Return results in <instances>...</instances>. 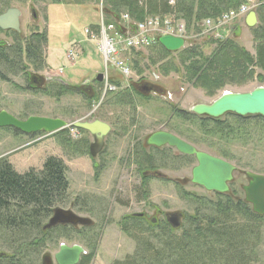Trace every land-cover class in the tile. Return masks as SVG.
<instances>
[{"label":"rangeland","instance_id":"obj_1","mask_svg":"<svg viewBox=\"0 0 264 264\" xmlns=\"http://www.w3.org/2000/svg\"><path fill=\"white\" fill-rule=\"evenodd\" d=\"M105 7V0H0V14L10 8L21 11V32L17 33L20 39L37 33L46 34V37L48 34L46 38L48 40L43 47L45 63L37 72L38 75L51 79L58 74L75 88H83L87 83L97 81L96 78L100 74L104 77L107 75L98 42L85 35V30L91 28L90 24H97L101 19L104 23L107 22L103 14ZM225 11L226 9L221 13ZM125 15L127 12H122V16ZM130 20L131 26L135 24L134 20L131 18ZM182 22L187 26L184 21ZM199 26L203 31L202 20L194 22L191 28L187 26L185 39L187 42L200 45L205 54H210L215 47L211 44L213 39L208 36L198 37ZM258 26L259 19L253 28L237 21L221 31L220 35L224 39H235L250 55L255 56L257 43L253 30ZM15 39L12 33H0L1 43L13 44ZM71 47L77 50L78 59L75 62H69L67 59V52ZM187 48L188 45L185 49ZM182 51L173 53L164 61L172 63L173 67L167 71L169 74L163 71L161 64L150 63L154 47L139 52L134 50L124 52L121 58L128 63L133 72L127 82L135 84L145 81L161 85L167 92L177 90L176 96H173V106L177 107L178 111L181 109L187 112L200 104L210 105L225 93H249L257 88H264V71L254 68L253 78L246 79L241 85H228L209 96L205 90L195 87L189 81L183 57L180 55ZM28 72H33V69ZM5 74L7 80L0 79V112L6 111L19 120L24 121L29 117L38 116L62 119L69 125L81 120L99 119L108 123L114 122L115 119L120 120L117 132L121 136L108 137L105 152L95 159L90 157L89 148L85 155L80 154V151L68 149L70 147L67 146L65 138L77 145L82 140H87L89 147L93 143L90 135L79 134L72 131L71 127L67 129L65 136L60 134L26 136L10 129H0V159L7 158L20 174L31 168L42 169L48 157L62 159L68 168L70 188L69 203L60 208L72 210L79 217L93 221L92 230L83 231L82 234L72 233L68 237H63L61 233L52 234L53 241L47 242L39 254L33 257V264H42V256L46 253L54 256L61 245L70 247L78 245L83 247L87 254L94 253L91 264H112L135 252L134 238L125 232L126 228L123 225L129 223L127 221L133 216L146 213L149 217L170 225L166 222L167 216L180 214L182 229L178 234H181L182 230L189 226L187 216L199 214L201 217V214L206 212L207 201L219 199L216 194L207 193L192 184L187 185L184 181L191 178V170L197 165L194 158H189L190 161L183 163H172L168 159L165 164L159 165L162 178L154 176L149 182H142V171L148 169L143 164L137 167V162L133 163L132 157L128 158L129 152L136 146V140L143 142L146 136L157 130L159 124L155 123V120L169 117L165 112L169 113L170 107L164 103L166 101L163 98L138 96L134 109L128 106L121 108L119 104L113 105L115 100H111L108 94L103 98L105 92L103 77V82H100L102 84L100 99L89 105L85 97L79 93L68 92L65 97L58 99L53 95L55 90L50 86L45 93L31 90L22 74L19 76ZM108 75L109 81H119L121 86L125 84L122 83V76L114 69H109ZM259 76L263 77L262 82L258 80ZM156 78L159 81H156ZM165 114L166 116H163ZM132 120L137 121L134 126L139 129L135 134L133 131L137 128H128V123L133 122ZM184 120L177 117L176 132L198 144L193 145L199 150L215 154L233 164L236 172L231 192L244 199L242 187L247 185L245 172L264 175L263 123L255 118H249L238 127L234 117L225 116L222 120L230 123L236 133L213 139L211 136H205L203 127L197 121ZM221 153L227 159L219 156ZM159 159L158 156L156 159L153 158L155 162L152 165H156V160ZM161 160L164 162L166 159ZM176 179L178 183L175 182ZM70 204H74L75 208ZM157 211L160 212L159 215H156ZM127 227L130 228L129 225ZM130 229L133 235L136 234L135 230H138ZM158 230L152 231L156 234ZM254 264H264V222L261 244Z\"/></svg>","mask_w":264,"mask_h":264},{"label":"trees","instance_id":"obj_2","mask_svg":"<svg viewBox=\"0 0 264 264\" xmlns=\"http://www.w3.org/2000/svg\"><path fill=\"white\" fill-rule=\"evenodd\" d=\"M244 2L245 0H175V4L171 6L168 0H105L103 14L107 19L106 23L114 24L118 31H123L124 28L122 12H127L135 23L143 22L147 17L169 16L184 21L188 28H191L194 22L208 18L217 19L224 9L225 12L236 9ZM257 15L259 26L253 30L257 43L255 56L250 55L233 38L212 40L211 44L215 47L210 54H205L202 47L193 42L180 53L188 79L195 87L212 96L228 85H241L246 79L253 78L254 68L264 71V5L257 10ZM98 24L92 23L90 27L96 31ZM200 31L199 26V33ZM12 34L16 37L14 44L6 45L0 42V77L4 81L7 80L5 73L18 76L22 74L25 77L30 69H33L34 73L40 71L45 63L43 47L48 40V34L46 37V34L37 33L25 39H20L16 32ZM153 47L150 63L161 64L163 71L169 74L167 71L173 67L172 63L164 61L173 53L166 51L159 43ZM258 80L262 82L263 77L259 76ZM111 81L117 87L122 85L118 81ZM101 87L102 84L97 83L93 87V95L77 88H65L62 92L61 86L52 90H55L53 95L58 98L61 93H79L91 105L100 99ZM45 92L48 91H43ZM118 104L121 108L128 106L134 109L133 92L128 89L120 93L113 105ZM227 116L234 117L238 127L249 118L260 120L264 125V119L261 117ZM177 117L197 121L203 127L205 136H211L213 139L236 133L234 127L222 118L213 120L186 111H178ZM67 131L58 134L65 136ZM64 140L70 147L68 149L87 154V140L78 142V145L68 138ZM188 141L198 145L189 138ZM219 156L226 158L223 153ZM136 160H139L138 156ZM153 163L152 159L149 164L146 162L145 167L152 168ZM137 164L140 166L138 161ZM69 188L68 168L62 159L48 157L42 169L31 168L22 174L15 170L7 158L0 159V250L3 249L0 251V264H33V257L39 254L47 242L53 241L52 234L61 233L63 237H68L74 233L71 228L65 226L46 229L54 210L69 203ZM217 197V201H207L206 212L202 213L201 217L199 214L186 217L189 226L183 229L181 234L178 233L182 227L173 229L161 221L152 225L129 219V223L123 225L125 232L134 238L135 252L112 264L256 263L264 217L254 214L251 206L235 193ZM71 206L75 207L74 204ZM128 225L132 229H138L135 230V235ZM155 229H159L156 234L152 231ZM93 259L94 253L87 254L79 264H91Z\"/></svg>","mask_w":264,"mask_h":264},{"label":"water","instance_id":"obj_3","mask_svg":"<svg viewBox=\"0 0 264 264\" xmlns=\"http://www.w3.org/2000/svg\"><path fill=\"white\" fill-rule=\"evenodd\" d=\"M21 11L10 8L0 14V30L21 32ZM258 24L257 12L248 16L250 28ZM159 44L170 53L184 50L190 42L184 38L175 36H163L159 38ZM103 75L97 77L98 82H103ZM191 112L199 117L213 120L221 119L227 115H235L241 118L261 117L264 119V88H257L249 93H225L210 105H197ZM73 127L89 133L93 138L90 145V157L96 158L104 149L105 140L111 128L99 119L94 121L81 120L69 125L62 119L32 116L21 121L6 111L0 112V129L13 128L23 135L31 136L44 134L52 136ZM148 146L162 148L169 146L175 148L180 154L195 157L197 165L192 171L191 184L203 188L208 193L226 195L230 193V185L235 178L236 167L220 158L213 157L205 152L197 150L194 146L180 138L165 132H157L150 135L146 141ZM248 184L243 187L244 202L251 206L254 214L264 217V175L252 172L245 173ZM180 214L168 215L167 220L173 229L180 227ZM91 220L76 215L72 210L57 208L54 210L46 229L57 226H87ZM85 249L81 246L61 245L59 251L52 256L46 253L42 256V264H79L81 257L85 255Z\"/></svg>","mask_w":264,"mask_h":264},{"label":"built area","instance_id":"obj_4","mask_svg":"<svg viewBox=\"0 0 264 264\" xmlns=\"http://www.w3.org/2000/svg\"><path fill=\"white\" fill-rule=\"evenodd\" d=\"M169 5L173 6L175 0H168ZM264 5V0H245V2L236 9L224 12L217 19L208 18L203 20L204 30L200 31L198 37L208 36L213 40H225L220 32L227 29L230 25L237 21H241L244 17L257 10ZM125 24L123 31H118L114 24L104 23L101 19L97 30L88 28L85 35L90 37L94 42H98L102 53L106 76L104 77L105 92L103 98L115 90L117 86L109 81V69H114L124 80L131 78L133 72L127 62L122 60L121 56L124 52L134 50L142 51L151 48L159 43V38L163 36H175L185 39L186 25L172 17H147L143 22H138L131 26L129 15L123 16ZM228 39V38H227ZM186 40V39H185ZM77 50L71 47L67 52L69 62H75L78 59ZM63 70H60L62 72ZM74 131V130H72Z\"/></svg>","mask_w":264,"mask_h":264},{"label":"flooded vegetation","instance_id":"obj_5","mask_svg":"<svg viewBox=\"0 0 264 264\" xmlns=\"http://www.w3.org/2000/svg\"><path fill=\"white\" fill-rule=\"evenodd\" d=\"M1 32L0 33H13V31H2L0 30ZM6 45H11L9 43H5ZM14 44V43H13ZM49 48V46H48ZM60 73V72H59ZM27 81V84H28V88L31 89V90H36L38 88H42L43 91H48V87H52L51 89H54V88H59L60 86L62 88H60V91L64 92V89L65 88H75L74 86H71L70 84H67L65 82L63 78V76H59L58 74H56V76L54 77H51L50 78H44V77H41L40 75H38V73H34V72H27V75L24 77ZM56 78V79H55ZM1 79V77H0ZM97 79V78H96ZM156 81H159V79H155ZM119 82V81H118ZM97 83H100L98 81H94L92 83H87V85H85L83 88H77V90L79 91H84L86 92V94H89V95H93L94 93V90H93V87H95L97 85ZM122 83H125L124 85L126 86H121V87H117L118 89L111 92V93H108L109 95V98L112 99H116V97L122 93V92H125L127 91L128 89H130L132 92H133V95H134V98L136 99L138 96L140 97H144V98H163L164 103L168 104V106L170 108H168L169 110V113L165 112L166 114H168L169 117H166V118H163V119H156L155 120V123H158L159 126H157V130L153 133H151L150 135L154 134V133H157V132H165V133H168V134H171L173 136H176L178 138H180L181 140L185 141L186 143L194 146L192 143H190L188 141V138H184V137H181L177 132H176V126H177V116H178V109L177 107H174L173 106V96L175 95L176 96V93H177V90H175L174 92H167L165 88H163L161 85H157V84H149L145 81L143 82H140V83H135V84H129V82H127L126 80H122ZM127 83V84H126ZM76 89V88H75ZM40 91H42L41 89H38ZM175 93V94H174ZM160 94V95H159ZM153 96V97H152ZM65 97V94L64 93H61V97H59L58 99L60 98H63ZM201 105V104H200ZM192 110V109H191ZM179 111H185V110H179ZM187 112V111H186ZM191 112V111H190ZM192 113V112H191ZM163 115V116H166ZM170 114V115H169ZM22 121V120H21ZM133 122H130V124L128 123V128H137L136 130L133 131V134L139 132V129L137 126H134L137 121L136 120H132ZM184 121L186 122H191V120H187L185 119ZM103 122V121H102ZM106 123L107 125L110 126L111 128V132L109 133V135L107 136L106 140H105V145H104V149L103 151L97 156L99 157L101 154H103L105 152V148L107 146L106 142H107V139L108 137H116L118 136V126H119V123H120V120H116L112 123H108V122H104ZM131 125V126H130ZM73 128V127H72ZM127 128V127H126ZM6 129H10V130H13L14 132H18L20 133L19 131L13 129V128H6ZM142 129V127H141ZM74 131H76L77 133H82V134H88L90 135L89 133L85 132V131H82V130H77V129H72ZM127 131V130H126ZM22 134V133H20ZM39 135V134H37ZM44 135V134H42ZM146 136L145 140H143V142H140L141 140H136L137 142L135 143L136 146L134 148H132V150L129 152L128 154V158L132 157V162L133 163H136L137 161L139 162V165L143 164L145 166L146 162L149 164V161L152 160L153 158L156 159V157L158 156L160 159L157 161L156 160V165L154 164V166L151 168H146L148 169L147 171L143 170L142 171V182H149L152 178H154V176H158L159 178H162V175L161 173L159 172V170H161V167L159 166L160 164L164 163L169 159L170 162L172 163H177V162H185V161H188L189 158H194L195 157H191V156H186V155H182L180 154L175 148H171L169 146H165V147H162V148H156V147H153V146H148L146 144V141L148 139V137L150 136ZM31 136H36V135H31ZM46 136V135H45ZM91 136V135H90ZM121 136V135H119ZM92 137V136H91ZM135 137V135H134ZM119 138V137H118ZM195 147V146H194ZM197 148V147H195ZM197 150H199L197 148ZM201 151V150H199ZM152 152H154L152 154ZM203 152V151H201ZM174 153V155H173ZM213 157H216V158H220L218 157L217 155L215 154H212V153H208V152H205ZM89 154H90V147H89ZM154 155V156H153ZM137 156L139 157V160H136ZM7 157V156H6ZM96 157V158H97ZM162 158H165L166 160L163 162L161 159ZM92 159H95V158H92ZM222 159V158H220ZM196 160V159H195ZM223 160V159H222ZM190 161V160H189ZM155 162V161H154ZM197 162V161H196ZM158 163V165H157ZM163 164V165H164ZM137 167H138V164H137ZM194 169V168H193ZM193 169L191 170V177H192V171ZM152 173V174H151ZM246 173V172H245ZM154 174V175H153ZM245 175V174H244ZM235 176V175H234ZM246 177V175H245ZM191 179V178H190ZM190 179L187 180L185 179L184 181L186 182V184H191L190 182ZM247 180V178H246ZM234 181H235V178H234ZM233 181V182H234ZM176 183H178L177 179L175 180ZM247 184H248V181H247ZM193 185V184H192ZM232 185V184H231ZM231 185H230V190H231ZM196 186V185H195ZM244 187V186H243ZM243 187H242V191H243ZM201 188V187H200ZM203 189V188H202ZM208 193V192H207ZM244 193V192H243ZM216 195H220V194H217V193H214ZM232 192L230 191L229 194H226V195H231ZM72 208H75L73 206H71ZM160 213V212H159ZM158 211L156 212V215L158 214ZM132 219H135V220H138V221H141V222H145V223H149V224H152V225H157L160 220L159 219H155V218H151L148 216V214L144 213V214H139V215H135L133 216ZM91 220V219H90ZM166 222H168L167 218H166ZM89 226V227H88ZM92 226H93V221L91 220V225H87V226H78V227H73V226H65V228H71L74 233H78V234H82L83 231H87V230H92ZM85 255H87V253H85ZM83 255V256H85ZM82 256V257H83ZM81 257V259H82Z\"/></svg>","mask_w":264,"mask_h":264},{"label":"crops","instance_id":"obj_6","mask_svg":"<svg viewBox=\"0 0 264 264\" xmlns=\"http://www.w3.org/2000/svg\"><path fill=\"white\" fill-rule=\"evenodd\" d=\"M250 14H248L246 17H244L242 20H241V23L243 24V25H245V26H247V27H249L250 28V26L248 25V16H249ZM86 23V22H85ZM90 23V22H89ZM87 24V23H86Z\"/></svg>","mask_w":264,"mask_h":264}]
</instances>
